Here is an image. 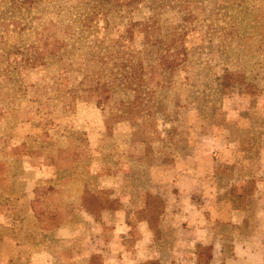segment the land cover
<instances>
[{"label": "rangeland", "instance_id": "1", "mask_svg": "<svg viewBox=\"0 0 264 264\" xmlns=\"http://www.w3.org/2000/svg\"><path fill=\"white\" fill-rule=\"evenodd\" d=\"M148 259L264 264V0H0V264Z\"/></svg>", "mask_w": 264, "mask_h": 264}, {"label": "trees", "instance_id": "2", "mask_svg": "<svg viewBox=\"0 0 264 264\" xmlns=\"http://www.w3.org/2000/svg\"><path fill=\"white\" fill-rule=\"evenodd\" d=\"M151 27H147L145 30H149ZM149 33V31H146ZM177 53V52H175ZM184 56L185 54L182 53ZM179 54H171V55H162V63L165 65H169L170 67L176 65L179 61L182 59H179ZM137 64L140 66L141 63L138 61ZM136 64L133 66V71L138 72V69H136ZM141 68V66H140ZM132 76V75H131ZM233 82H244V76L242 73L238 72H229L226 71L221 77H220V85L223 88H226L229 84ZM250 86V85H249ZM110 86L105 84H99L96 82V85L94 88H92L90 91L92 93V98H97L100 93L107 90ZM134 91V97L132 100L128 101L127 103L120 101V111L119 113H113L109 119L108 122H111L112 119L115 120H125L130 119L132 122V125L136 127L134 130V136L137 138L139 134H141V125L136 120L139 118L138 116L141 115V109L140 106L144 101H147L150 94L143 89V87L138 86L132 88ZM148 95V96H147ZM150 97V96H149ZM109 125V124H108ZM146 198L150 201V203H147L144 209L138 213H144L145 215H148V222L150 224V227L153 229L155 227L156 221L159 220V217L162 215L164 211V200L158 196L153 195L152 193H146ZM81 205L83 208L90 213L92 216H94L97 220H99V213L100 211L104 209H117L118 206L116 204V200L114 199H107L99 196L98 194L91 193L90 191H85L84 196L82 197V203ZM97 255L92 254L91 257H95ZM140 264H161L159 260L157 259H148Z\"/></svg>", "mask_w": 264, "mask_h": 264}]
</instances>
